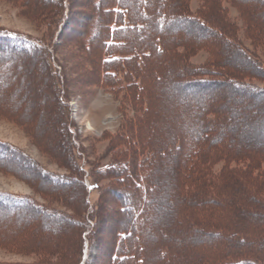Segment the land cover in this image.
I'll use <instances>...</instances> for the list:
<instances>
[{"label":"rangeland","instance_id":"374dc122","mask_svg":"<svg viewBox=\"0 0 264 264\" xmlns=\"http://www.w3.org/2000/svg\"><path fill=\"white\" fill-rule=\"evenodd\" d=\"M94 2L0 0V264H264V92L189 83L206 67L264 88L195 19L264 65V0H167L193 19L132 83L104 77Z\"/></svg>","mask_w":264,"mask_h":264},{"label":"trees","instance_id":"16d2710c","mask_svg":"<svg viewBox=\"0 0 264 264\" xmlns=\"http://www.w3.org/2000/svg\"><path fill=\"white\" fill-rule=\"evenodd\" d=\"M238 2L241 3L240 1ZM167 3V0L166 2L165 0H97L96 4L94 2V4L97 6V9L102 10V14L107 16V18L103 20L108 21L104 24L106 33L104 35L102 48V51L104 53V57L102 59V68L106 80L119 82L121 75H124L127 82L132 83V81L137 80V77H141L139 76L141 72L143 73L145 70L147 71V64L149 63V61L150 63L156 61V64L161 61L159 60V58L165 55L166 50L164 46L165 42H167V36L169 35L170 30L173 29L174 25H176L178 21L193 19L190 16H188L187 18L184 15L182 16L181 14L170 12L169 7H167ZM195 19L197 20V22H199L200 26H205V29H207L208 31L207 34H209V37L211 36V39L220 41L221 45H227V48L230 51L232 50V54H235L236 49H238L239 52H242L244 55H246L245 59H243L246 63H248V68H252V65H250L247 61L250 59L252 62H254L253 65H255L256 68L264 71V65L259 58L255 57L254 59L250 55H247L243 49H239V45H236L235 41L233 42L231 40L230 42H228L229 40H226L225 35L222 33L223 31L218 30V28L216 27L214 28L212 26H208L207 24H205V21H203V19ZM231 56L229 57L231 58ZM221 61L224 64H227L225 59L224 61ZM195 70L210 72H207L208 74H202L203 76L198 74L199 76H202L199 77L200 79H195L197 78V76L193 77L191 79L192 81H190L189 83H193L194 85H199L197 83H203L204 85H213L214 83L216 84V82L224 83L227 82V78H229L231 83L235 86L243 87L244 89H246L247 87V89L250 88L252 90L258 91V93L264 92V88L262 87L245 83L240 80L238 81L236 77H230L227 74L225 75L227 76L225 77V79L219 78L221 80L218 81L217 79H214L215 75H217L215 73H219V71L215 69L198 67ZM100 81L101 83L104 82L103 79ZM131 83L129 84V86L132 85ZM200 137L202 139L203 137L205 139L208 138L204 136V133L199 135V139H201ZM179 148L180 143L177 142V146L175 145L174 149L179 151ZM115 168H117L118 170L120 169L119 166H116ZM122 169L123 168H121V170ZM126 172H128V170ZM142 176L143 178L145 177V175ZM128 178L129 177L127 176L125 179L128 180ZM144 186L140 183L137 187H144V193L142 194L143 198H145L147 202H151V187L150 185L146 186V184ZM262 191L263 189L259 186L258 193L257 195H255V198H257V201H259V203L261 202L264 204V191ZM139 193L140 192H138L137 190L129 191L127 193H120V196H122L123 199L122 202L125 205L123 211L126 212L127 215H129L131 220L127 224L128 232H124L122 236V238L126 240L129 238V236H133V233L136 232L137 229H139L138 225H140L141 216H143L142 211L145 213L146 210V203L141 202L140 198H142V195L139 197ZM132 258H134V256L132 257V255L123 257L121 256L119 260L129 261L132 260ZM138 263L143 264L145 262L144 260L139 259ZM243 263L244 262H239L237 264Z\"/></svg>","mask_w":264,"mask_h":264},{"label":"bare ground","instance_id":"6f19581e","mask_svg":"<svg viewBox=\"0 0 264 264\" xmlns=\"http://www.w3.org/2000/svg\"><path fill=\"white\" fill-rule=\"evenodd\" d=\"M101 31H102V30H101ZM209 32H210V31H209ZM218 36H219V35H218ZM185 37H186V36H185ZM183 42H184V41H183ZM206 47H207V46H206ZM228 47H229V46H228ZM231 51H232V50H231ZM230 54H231V53H230ZM234 57H235V55L233 54V57H232L233 59H228V58H226L225 61H226L227 63H228V62H229V63H232L233 60H235ZM240 63H242V66H248V63H246L245 61H241V60H240ZM221 79H222V78H221ZM222 115H223V114H222ZM254 146H255V145H254ZM257 146H258V145H257ZM255 149H256V148H255ZM175 167H176V166H175ZM164 170H165V169H164ZM124 217H125V216H124Z\"/></svg>","mask_w":264,"mask_h":264}]
</instances>
